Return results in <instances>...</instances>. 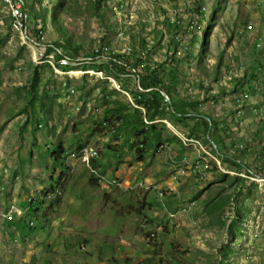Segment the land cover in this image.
<instances>
[{"label":"rangeland","instance_id":"rangeland-1","mask_svg":"<svg viewBox=\"0 0 264 264\" xmlns=\"http://www.w3.org/2000/svg\"><path fill=\"white\" fill-rule=\"evenodd\" d=\"M173 2L24 0V40L0 0V264H264V0ZM189 2L192 30L169 25ZM163 68L191 115L217 119L227 154L168 117L137 161L156 136L131 132L139 75Z\"/></svg>","mask_w":264,"mask_h":264},{"label":"trees","instance_id":"trees-1","mask_svg":"<svg viewBox=\"0 0 264 264\" xmlns=\"http://www.w3.org/2000/svg\"><path fill=\"white\" fill-rule=\"evenodd\" d=\"M210 28H211V24L208 25V28L205 30L203 46H206L207 44L208 33L211 30ZM53 47H57V46L54 45ZM95 55H102V53L100 54L96 52ZM120 56H121L120 54H117V58H120ZM140 61L142 62L143 59L139 58V60H137V63ZM110 62H112V58L111 60H109L108 63ZM114 64L118 65L115 61H113V65ZM165 71H166V68H163L161 72H159V70H151V71L149 70L146 73L139 75L140 84H141L140 86H142L145 90L138 91V93H135L134 99H135L136 104L144 108L145 111L140 108H134V111L132 114L133 117L135 118L134 120L131 121L129 118V115H126L123 113L122 108H118L116 110L120 113V117H122L123 119H126L125 120L126 122L128 121L132 122L131 132H133L137 137H140L143 134H151L152 132L155 133L154 131L156 129V124L154 123V121L160 118L166 119L169 117L170 120H172L174 123H184V124H187L191 121L192 125H189V133L188 135H186L188 138L199 140V136H200L199 134L201 132H204L205 134H208V132H210L211 140L216 142L218 146V150L221 153L220 155L227 154L228 147L225 143L224 136L220 132L221 129L219 127V123L217 119L212 117L211 115L202 113L197 110H196L197 113L195 112L196 113L195 115H191L192 111L188 109L187 101H184V99L181 100L176 96V93H177L176 85H175L172 74L165 73ZM161 73H164V75H161ZM259 73H260V67L257 69V73L256 75H253V77L250 76L249 78V74L248 75L246 74L243 77L242 79L243 83H241L242 85L241 90L244 93H256L257 92L256 84L258 81H256L254 84L252 82L255 80H259V77H260ZM237 82L240 83L239 79ZM37 83H38V77L36 76L34 86H37ZM251 83L253 84V86ZM237 85H236V88L238 87ZM149 88H152V89L146 90ZM140 90H141V87H140ZM161 91H164L167 93L165 94L168 95L169 98L171 99V104H169V102L165 100V97L161 93ZM189 106H192V105H189ZM196 108H197L196 106H193V109H196ZM145 118L149 122H153V123L146 122ZM213 129L215 130L214 132H212ZM155 134L156 136H155L153 143L151 144L142 143L140 147L137 148V157H136L137 161H143L145 159V154L148 152L150 148H152L151 146L153 145L159 146V144H161L160 134L159 133H155ZM210 141L207 139L208 147L212 146ZM65 153H66V150H65L64 145L62 143H59L57 149H55L54 154H53L54 159L56 161H60ZM226 162L228 163L229 168L235 169L239 171V173L246 172L249 174L248 170L243 168L237 162L236 159L228 158L226 159ZM93 164L95 166V161H93ZM215 167L218 168V165L215 164ZM228 176L229 175L227 173H222L221 175L222 178H226ZM234 178H235L234 179L235 181H239V180L244 181V179L241 177H234ZM50 188L51 189H49L48 193L55 192V189H53V185ZM150 262L151 260H149L147 264H151Z\"/></svg>","mask_w":264,"mask_h":264},{"label":"built area","instance_id":"built-area-1","mask_svg":"<svg viewBox=\"0 0 264 264\" xmlns=\"http://www.w3.org/2000/svg\"><path fill=\"white\" fill-rule=\"evenodd\" d=\"M173 1L174 0H171V4L174 3ZM9 2L10 3H17L16 0H9ZM155 2H157V0H155ZM194 8H195L194 6L190 5V2H189L188 6H177L175 8L174 12L170 14V17L167 20V23L169 25H176V26L177 25L180 26V25H183V23H185L186 24V28L191 29L192 17H195L194 16ZM29 15H30V13L28 12V10L26 8H23L21 3H18V17H12V21H13L14 28H22L23 30H27V33L29 35L33 36L30 33V29H29ZM40 46H44L45 47V55H56L57 57L60 56L59 60H67L68 58H72V57H69V56L65 55L57 47L46 46L44 44V42H40ZM48 49L51 50L49 54H48ZM94 56H96V55H94ZM97 56H99V57L108 56V53H103L102 55H97ZM109 57L112 58L111 56H109ZM114 61H115V59H114ZM151 89L152 88H149V89H146V90H151ZM161 93L165 97V92L161 91ZM165 100L167 102H169L168 99L165 98ZM145 121H146V118H145ZM195 162H199V174H201L203 176L204 175L203 174V164L199 160L195 161ZM247 170L249 172V174L247 173L249 176L257 175V173H254L250 169H247ZM187 173H188L187 170H182L181 177L185 176ZM8 212H11V220H12L13 217H14V213L11 211V207L8 210Z\"/></svg>","mask_w":264,"mask_h":264},{"label":"bare ground","instance_id":"bare-ground-1","mask_svg":"<svg viewBox=\"0 0 264 264\" xmlns=\"http://www.w3.org/2000/svg\"><path fill=\"white\" fill-rule=\"evenodd\" d=\"M16 2L17 3H12V6H11V8H12L11 9V15H12V17H18V3H21L22 4V7L25 8L24 0H16ZM15 29H17V30H19L21 32L22 37H23L24 40H27L28 39L27 30H23L22 28H15Z\"/></svg>","mask_w":264,"mask_h":264},{"label":"water","instance_id":"water-1","mask_svg":"<svg viewBox=\"0 0 264 264\" xmlns=\"http://www.w3.org/2000/svg\"><path fill=\"white\" fill-rule=\"evenodd\" d=\"M169 104H171V99H169ZM208 120H209V119H208ZM209 121H210V120H209ZM209 134H210V132H209ZM208 138L211 140L210 136H208ZM211 142H212V144H213L215 150L219 153V150H218V147H217L216 142H215V141H211Z\"/></svg>","mask_w":264,"mask_h":264}]
</instances>
